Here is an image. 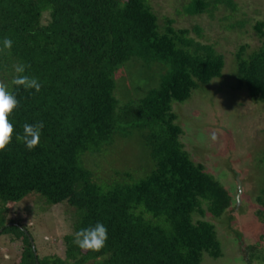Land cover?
Returning a JSON list of instances; mask_svg holds the SVG:
<instances>
[{
  "label": "trees",
  "instance_id": "1",
  "mask_svg": "<svg viewBox=\"0 0 264 264\" xmlns=\"http://www.w3.org/2000/svg\"><path fill=\"white\" fill-rule=\"evenodd\" d=\"M189 2L183 9L189 18L219 4L235 7L233 0ZM153 6L151 0H0V49L5 38L12 40L10 51H0V78L19 101L9 116L12 142L0 151V200L40 194L73 209L65 260L56 264H200L204 254H220L212 222L201 218L205 212L220 217L232 198L183 150L171 104L221 76L223 58L213 44L196 42L203 39L198 27L175 29L166 16L159 24ZM252 29L261 45L244 55L243 44L234 54L236 87L264 105V22ZM17 63L30 65L26 74L38 78L39 92L12 85ZM133 63L155 67L159 83L120 106L116 79ZM37 122L44 127L29 151L16 135L24 123ZM124 124L139 130L150 169L138 179L128 171L102 178L86 161L121 135ZM258 201L256 214L264 215V189ZM96 222L107 227L108 240L100 251H82L74 234ZM22 261L36 264L32 252Z\"/></svg>",
  "mask_w": 264,
  "mask_h": 264
},
{
  "label": "rangeland",
  "instance_id": "2",
  "mask_svg": "<svg viewBox=\"0 0 264 264\" xmlns=\"http://www.w3.org/2000/svg\"><path fill=\"white\" fill-rule=\"evenodd\" d=\"M189 1L151 0V3L159 24L161 17L166 16L172 19L175 29L198 27L203 39L196 42L213 44L223 58L221 76L198 86L188 100L171 104L175 123L182 131L183 150L232 198V205L220 217L205 212L201 218L212 222L221 243L220 254L216 258L204 254L200 264H264V215L256 214L260 210L259 195L264 189L260 167L264 105L249 99L243 88L236 87L234 62L239 46L246 45V55L261 45L252 26L255 21L264 22V0H233L232 10L219 4L210 13L192 18L183 14ZM240 21L243 22L240 26L228 28ZM195 36L191 33L188 38ZM154 68L133 63L120 71L115 92L120 106L158 85L161 75ZM0 82L8 83L3 78ZM120 132L103 152L86 162L92 163L91 167H96L102 178L112 179L117 171L131 172L132 179L143 178L151 160L139 130L124 124ZM213 132L218 137L216 142L210 139ZM122 135L125 136L121 138ZM72 210L63 202L50 204L40 194L6 204L0 200V264H23L26 252L33 253L36 264L38 259L41 264L64 261L65 237L71 235L70 226L74 222Z\"/></svg>",
  "mask_w": 264,
  "mask_h": 264
},
{
  "label": "clouds",
  "instance_id": "3",
  "mask_svg": "<svg viewBox=\"0 0 264 264\" xmlns=\"http://www.w3.org/2000/svg\"><path fill=\"white\" fill-rule=\"evenodd\" d=\"M11 48L12 40L5 38L3 40V48L0 49V51H10ZM29 67L30 65L24 63H17L14 65L16 75L13 77L11 83L16 86L17 89L22 87L24 90L34 89L35 92H39L41 89V83L38 78L26 74V70ZM18 105L19 101L16 96L8 90L5 83L0 82V151H4L12 142L14 126L9 121V116ZM43 127V122H37L35 124L24 123L22 125L23 132L22 134L16 135V141L23 143L29 151L33 150L39 144ZM210 139L211 141L216 142L218 139L217 134L213 132ZM236 202H239L238 197H236ZM107 240V227L102 222H96L94 225L76 231L73 238V244L82 251L95 252L100 251L105 246Z\"/></svg>",
  "mask_w": 264,
  "mask_h": 264
},
{
  "label": "water",
  "instance_id": "4",
  "mask_svg": "<svg viewBox=\"0 0 264 264\" xmlns=\"http://www.w3.org/2000/svg\"><path fill=\"white\" fill-rule=\"evenodd\" d=\"M239 198V197H238Z\"/></svg>",
  "mask_w": 264,
  "mask_h": 264
}]
</instances>
